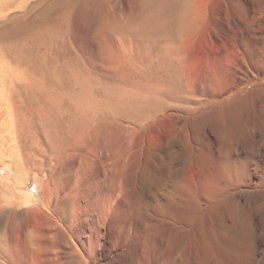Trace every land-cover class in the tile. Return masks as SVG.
<instances>
[{
    "label": "bare ground",
    "instance_id": "obj_1",
    "mask_svg": "<svg viewBox=\"0 0 264 264\" xmlns=\"http://www.w3.org/2000/svg\"><path fill=\"white\" fill-rule=\"evenodd\" d=\"M193 5L170 0L168 29L184 50L202 20L207 27L211 54L194 92L196 107L188 103L191 91L178 85L177 47L168 53V98L174 104L162 120L142 123L134 115L137 107L125 113L118 98L114 104L107 101L111 116L104 117L105 124L116 131L126 122L123 128L133 135L149 120L154 123L149 124L153 151L149 143L139 154H123L117 135L106 128L104 135H95V126L94 134L86 130L95 149L84 146L83 152L60 156L70 158L64 167L68 191L48 195L47 213L37 212L34 227L45 233V241L57 240L46 243L51 247L39 264H264V170L257 180L259 170L240 163L243 149L251 163L259 162L264 111L257 108L249 119L247 99L228 96L231 78L238 84L248 80L256 85L246 98L264 104V0H215L205 19L197 10L201 7ZM181 99L187 101L183 107L175 104ZM198 134L204 137L202 152L191 141ZM86 137L80 145L90 142Z\"/></svg>",
    "mask_w": 264,
    "mask_h": 264
},
{
    "label": "rangeland",
    "instance_id": "obj_2",
    "mask_svg": "<svg viewBox=\"0 0 264 264\" xmlns=\"http://www.w3.org/2000/svg\"><path fill=\"white\" fill-rule=\"evenodd\" d=\"M193 1L192 5L196 2L201 7L193 5L203 19L215 5V0ZM169 8L170 0H0V264L42 263L43 252L51 247L46 243H57L45 241V233L34 227L37 212L47 213L44 200L48 195L67 193L64 167L70 158L61 160L60 156L83 152L85 147L95 149L89 134L104 135L107 130L117 135L123 154H139L149 143L148 150L153 151L154 134L149 127L154 123L149 120L142 129L131 131L133 135L125 129L126 122L125 128L116 131L105 124L104 117L111 116L105 103L114 104L118 98L125 113L137 107L134 115L142 123L163 119V113L168 114L174 104L168 98V53L172 48L177 47L181 54L178 85L191 91L188 103H194L199 76L211 54L206 46L207 27L202 20L183 50L184 43L173 40L169 33ZM198 36L205 37L204 42ZM235 82L231 78L228 96L247 99L249 119L257 108L264 111V104L258 106L252 97L248 99L255 82ZM261 83L264 85V79ZM185 99L175 104L183 107ZM253 135L249 138L254 139ZM84 137L90 142L80 145ZM203 138L198 134L191 140L201 152ZM255 141L259 145V139ZM245 151L240 163L259 170L256 178L261 179L264 149L256 165Z\"/></svg>",
    "mask_w": 264,
    "mask_h": 264
}]
</instances>
